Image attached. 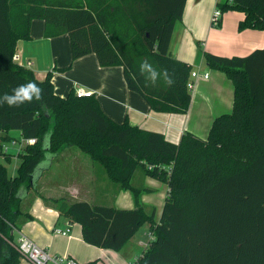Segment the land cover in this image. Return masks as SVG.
Returning <instances> with one entry per match:
<instances>
[{
	"label": "trees",
	"instance_id": "1",
	"mask_svg": "<svg viewBox=\"0 0 264 264\" xmlns=\"http://www.w3.org/2000/svg\"><path fill=\"white\" fill-rule=\"evenodd\" d=\"M185 2L0 0V157L5 143L16 140L12 131L25 142L17 174L0 160V264H18L14 244L22 200L70 146L130 190L135 204L126 209L57 200L56 210L80 225L85 243L119 252L148 223L152 237L132 264H264V45L244 56L202 52L207 66L232 80L233 108L214 118L206 138L186 132L179 142L112 120L93 95L77 97L72 89L61 97L49 75L38 80L13 60L17 41L30 38L32 19H43L45 37L68 35L72 60L94 53L101 66H122L128 89L152 110L184 113L193 66L172 55L170 42ZM215 7L221 15L243 12L240 31H264V0H217ZM29 82L42 90L40 99L14 105L3 100ZM138 170L167 184L157 220L144 210L143 190L131 182Z\"/></svg>",
	"mask_w": 264,
	"mask_h": 264
},
{
	"label": "crops",
	"instance_id": "2",
	"mask_svg": "<svg viewBox=\"0 0 264 264\" xmlns=\"http://www.w3.org/2000/svg\"><path fill=\"white\" fill-rule=\"evenodd\" d=\"M216 2L217 0H186L182 18L174 26L170 42L172 55L191 63L192 66L195 65L196 70L201 74L203 70L208 73L207 78L200 76L194 81V87L190 91L191 100L184 113L152 110L139 93L128 89L122 66H101L94 53L72 60L68 35L64 33L56 37H45L43 19H32L30 38L19 39L15 53L19 54L22 62H31L30 69L38 80L50 76L55 94L66 97L72 89L76 88L92 92L103 113L118 123L128 122L143 129L162 132L168 140L173 142H179L186 132L206 138L214 118L232 111L234 85L225 72L206 65L203 56L199 53L200 46L196 42L200 41L203 51L225 57L244 56L264 45V31L238 29V24L244 17L241 11L229 10L223 13L220 17V26L213 27L211 16ZM11 143L12 150L18 152L25 142L13 140ZM69 150H72L71 147H67L53 158L50 167L39 178L36 188L30 190L22 200V213L17 218L15 239L19 236V232L23 233L53 255L67 254L80 261V253L73 242L74 240L83 241L81 227L78 223L74 224L67 217L60 215L53 206V200L62 196L61 189H63L56 182H71L72 184L65 190L73 196H78L81 191L78 185L81 181L77 176L80 174L79 171L85 168L79 164V158L73 157L72 160ZM14 159H20L19 155ZM67 159H71V162L66 163L71 165V170L66 174L67 171L63 168L65 163L60 161ZM86 167L90 175L87 181L92 184L89 186V194L94 197L96 193L97 198H103L108 191L106 185L102 187V184H98L96 173L99 171L92 160ZM45 175L53 181L54 184L50 183L52 186L49 180L42 183L41 179H44ZM67 176L68 180L65 178ZM43 186L42 194L37 193L33 200L26 202L31 191L37 192L36 190ZM139 187L143 190L141 202L144 210L147 214L154 212L155 220H157L164 204L167 184L162 200L158 194H152V187L144 185ZM50 191L58 192V194L50 193ZM122 196L124 199L120 200L119 197ZM132 197L129 190L119 189L114 196L117 203L113 206L134 208ZM76 200L89 201L85 198ZM67 224L71 225L69 235L64 236L54 232L55 229L64 230ZM143 226L148 227L147 231L149 230L148 223ZM138 242L142 244L141 240ZM23 262L22 258L18 264Z\"/></svg>",
	"mask_w": 264,
	"mask_h": 264
},
{
	"label": "rangeland",
	"instance_id": "3",
	"mask_svg": "<svg viewBox=\"0 0 264 264\" xmlns=\"http://www.w3.org/2000/svg\"><path fill=\"white\" fill-rule=\"evenodd\" d=\"M213 27L217 28V26H213ZM199 46H200L199 53L202 56L203 47L201 44H199ZM262 47H263V45L261 47H258V48H262ZM193 67H194L193 69H196L195 65ZM203 72H204V70L202 71V73ZM12 134L16 137L17 141H22V137L20 136L19 131L14 130V131H12ZM11 146H12V143H8V144L5 143L4 151L6 154L4 156H1L0 160H2L3 163L5 164V166L7 167L8 173L11 175H15V174H17L18 166H19V163L21 160L20 159H14V157L19 155L21 153L22 149H19V151L17 152L15 150H12ZM70 147L72 150H69L68 152L70 153L72 160H73V157L79 158L80 159L78 161L79 164L83 165L85 168V169H81L79 171L80 174H78V176H77L78 180L81 181V183L78 184L81 191H80L78 196H73L72 194L68 193V191L65 190V188H67L69 185L72 184L71 182H68V183L56 182V184L61 185L63 189H61V191H62L61 195L62 196L56 197L54 199L55 201H53V206H56L57 200H59V199L76 200V199H80V198L88 199L92 203H96V204L112 205V206L116 205L117 201L114 200V196H115V193L120 189L119 184L116 183L115 181H112L107 176V174L105 173V171L103 170V168L100 165L93 163L95 165V168L99 171L98 173H96L97 178H98V184L99 185L102 184V187L106 185L108 194L107 195L105 194L103 198H97L96 193H94V195H95L94 197L92 195H90L89 194V186H91L92 184L90 183V181H87L88 178L90 177V175H89L88 170L86 169L87 168L86 166H88L89 163L91 162V160L89 158L90 155L82 152L79 148H77L75 146H70ZM69 162H71V159L60 161V163H65L63 168L65 169V171H67L66 174L68 173V171L71 170V165H66V163H69ZM51 163H52V161H51ZM73 164H76V163L73 162ZM65 178L67 180L69 179L68 176ZM47 180H49V184L53 183V181H51L50 178H48V175H45L44 179H41L42 183L46 182ZM131 182L135 188H139V186L143 187V185L152 187L153 188L152 194H158V196H160V199L161 200L163 199V193H164V190L166 189V183L164 181L159 180V179L152 177V176H149V175H143L141 173V171L138 170L134 174ZM50 185L52 186V184H50ZM43 188H44V186L41 189L36 190L37 192L31 191L32 193L29 196V199L26 200V202L29 203L31 200H33V198L37 195V193L42 194L41 190H43ZM54 190H55V188H54ZM50 193H53V192L50 191ZM125 193L130 194L129 192H125ZM53 194L57 195L58 192L53 193ZM119 198H120V200L124 199L123 196L119 197ZM121 198H123V199H121ZM140 198H141V196H140ZM114 201H115V204H114ZM133 202H134V200H133ZM73 223L76 224L75 221H73ZM147 229H148V227L142 226L137 231L134 238L131 241H129V243L119 252L104 250V249L102 250L99 247L89 245V244L85 243L84 241H80V240H76V241L74 240L73 245L77 249V251L80 253V257H81L80 261H79L80 264H84V263L91 261V260H94V259H97L95 264H132L141 255L142 251L146 247V246H144V244L148 243V240L150 239V237H149L150 232H149V230L147 231ZM143 232H144V234H143ZM140 240L142 241V244L138 242ZM21 259H22V257L19 255V262H21ZM23 264H28V263L24 260Z\"/></svg>",
	"mask_w": 264,
	"mask_h": 264
},
{
	"label": "built area",
	"instance_id": "4",
	"mask_svg": "<svg viewBox=\"0 0 264 264\" xmlns=\"http://www.w3.org/2000/svg\"><path fill=\"white\" fill-rule=\"evenodd\" d=\"M221 17L220 10L215 7L212 17H211V24H217L218 20ZM13 60L20 66H24L27 68H30L31 62H22L20 59L19 54L14 53L13 54ZM203 76L204 78L208 77L207 72H203L202 74L196 70L193 69L191 71V78L192 80L188 82L187 87L192 90L194 87V81L200 77ZM75 95L77 97H87L92 96V92H87L82 88H76L75 89ZM36 142L35 139H29L28 143L34 144ZM71 230V225L67 224L66 228L64 230L62 229H55L54 232L56 234H61L64 236L69 235ZM149 237L151 239L152 235L149 233ZM147 243L144 244L146 246ZM15 249L19 253V255L28 263V264H80L77 259H75L71 255H53L46 249L42 248L40 245H38L36 242H34L31 238L26 236L23 233L19 232V236L16 239V242L14 244Z\"/></svg>",
	"mask_w": 264,
	"mask_h": 264
},
{
	"label": "clouds",
	"instance_id": "5",
	"mask_svg": "<svg viewBox=\"0 0 264 264\" xmlns=\"http://www.w3.org/2000/svg\"><path fill=\"white\" fill-rule=\"evenodd\" d=\"M153 79H155V74H153ZM41 92V89H39L35 84L29 82L14 89L12 95L4 94L3 100L9 105H14L25 101H31L33 96H35L36 99H40Z\"/></svg>",
	"mask_w": 264,
	"mask_h": 264
}]
</instances>
